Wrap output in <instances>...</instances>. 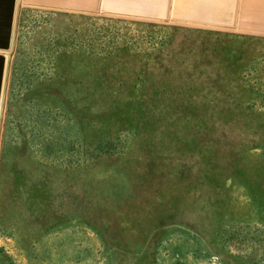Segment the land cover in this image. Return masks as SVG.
Masks as SVG:
<instances>
[{"label":"rangeland","instance_id":"374dc122","mask_svg":"<svg viewBox=\"0 0 264 264\" xmlns=\"http://www.w3.org/2000/svg\"><path fill=\"white\" fill-rule=\"evenodd\" d=\"M0 264H264V37L21 8Z\"/></svg>","mask_w":264,"mask_h":264},{"label":"crops","instance_id":"0c3cea01","mask_svg":"<svg viewBox=\"0 0 264 264\" xmlns=\"http://www.w3.org/2000/svg\"><path fill=\"white\" fill-rule=\"evenodd\" d=\"M102 13L264 37V0H0V101L7 55L21 8Z\"/></svg>","mask_w":264,"mask_h":264},{"label":"water","instance_id":"95a60500","mask_svg":"<svg viewBox=\"0 0 264 264\" xmlns=\"http://www.w3.org/2000/svg\"><path fill=\"white\" fill-rule=\"evenodd\" d=\"M18 17H19V12L17 14V19H16V23H15L13 40H12L11 46L8 50L5 51V53L7 55V62H6L5 78H4V82H3L2 95H1V101H0V128H1V118H2L3 109H4V101H5V94H6L8 73H9L10 58H11V54L13 52L14 44H15V34H16V29H17Z\"/></svg>","mask_w":264,"mask_h":264}]
</instances>
